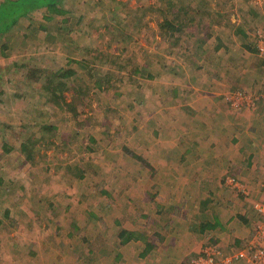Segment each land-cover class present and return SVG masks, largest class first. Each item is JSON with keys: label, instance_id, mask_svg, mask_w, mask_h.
<instances>
[{"label": "rangeland", "instance_id": "rangeland-1", "mask_svg": "<svg viewBox=\"0 0 264 264\" xmlns=\"http://www.w3.org/2000/svg\"><path fill=\"white\" fill-rule=\"evenodd\" d=\"M61 9L59 14L46 8L34 10L0 36V264H44L41 255L46 249L60 252L61 243L70 240L73 245L87 244L83 234L91 229L90 218L101 228L97 218L84 214V225L80 232L74 228L73 238L67 236L62 220L74 203L88 198L98 203L102 187L120 194L129 186L140 194L145 189L150 193V185L165 179L167 185L173 182L175 161L185 162L180 151L186 154L191 143L186 135V144L180 146V134L171 120L174 112L163 121L157 115L169 105L165 86L181 83L176 73L179 62L192 64L203 45L208 54L219 42L228 44L230 56L238 50L239 56L231 57L235 72L259 69L255 79L246 75L234 80L230 73L228 91L240 88L249 94L255 87L256 93L249 95L258 97L257 104L264 101V55L258 48L264 0L261 4L255 0H63ZM171 19L179 30L164 25ZM206 26H210L208 34ZM60 68L75 69L76 74L65 79L68 87L57 90V98L46 83L48 74ZM98 81L104 88L97 86ZM71 85L84 86L86 93L75 94ZM148 120L154 124H147ZM27 138L37 141L30 161L21 150ZM52 139L56 142L49 148ZM125 146L142 155L151 168L126 153ZM229 191L244 199L236 189ZM260 220L242 243L247 251L252 240L264 247V238L256 237L260 226L264 230V218ZM161 221L140 215L134 224L158 244V236L167 232L162 227L164 217ZM108 242L111 249L102 255L110 260L116 249L111 237ZM96 243L92 246L99 251L104 244L99 237ZM205 244L216 249L221 241L210 238Z\"/></svg>", "mask_w": 264, "mask_h": 264}, {"label": "crops", "instance_id": "crops-1", "mask_svg": "<svg viewBox=\"0 0 264 264\" xmlns=\"http://www.w3.org/2000/svg\"><path fill=\"white\" fill-rule=\"evenodd\" d=\"M219 45H214L210 54L203 45L199 48L201 54H194L192 64L186 62L182 66L179 62L176 73L181 83L169 89L165 86L169 105L167 110L158 113L157 120L164 119L168 112L172 116L171 111L174 112L171 120L180 134V146L186 144V135L191 143L186 154L180 151V158L185 162L175 161L173 182L167 185L169 181L165 179L150 185V193L154 191L151 199L145 188H140L145 190L139 194L134 192L135 188L126 186L117 194L102 187L98 203L84 197L83 200L88 199L72 204L66 219L62 220L69 238L76 235L71 232L78 229L80 232L86 213L97 218L101 228L90 218L91 229L84 228L86 234H83L84 240L89 242L73 245L70 240L61 243L59 254L46 249V254L41 255L44 264H185L188 257L194 255L193 260L205 251L208 246L205 243L210 238L221 241L220 248L216 247L219 252L215 264H225L226 257L244 250L245 238L254 229L255 222L264 218L254 208L257 201L264 199V101L250 108L247 105L232 107L227 95L231 90L230 73L234 80L246 75V78L255 79L261 71L235 72L231 57L237 58L238 50L230 56L228 44ZM185 67L190 69L187 71ZM254 89L252 92L256 93ZM252 92L248 91L249 94ZM151 123L154 124L147 121V124ZM163 154L171 153L164 151ZM232 179L235 184L229 183ZM229 189H236L243 201L230 194ZM86 207L94 210L88 211ZM140 215H148L152 221L161 223L164 217L162 227L167 232L158 236V244H153L151 234L134 224ZM113 228L115 230H110ZM98 237L99 243L104 244L99 251L94 248ZM110 237L116 253H111L114 256L109 260L102 254L105 249H111ZM233 261L232 264H252L248 257Z\"/></svg>", "mask_w": 264, "mask_h": 264}, {"label": "trees", "instance_id": "trees-1", "mask_svg": "<svg viewBox=\"0 0 264 264\" xmlns=\"http://www.w3.org/2000/svg\"><path fill=\"white\" fill-rule=\"evenodd\" d=\"M62 1L63 0H2L0 2V36L7 33L14 25H16L21 20L22 17L31 14V12H33L34 10L46 8L48 11L53 12L54 14L62 13L63 12V10L61 9ZM187 11H188V9L184 10V12H187ZM174 16H178V13L175 14ZM202 21H203V19L200 18L199 24L201 23V26L204 29V25H203L204 22H202ZM191 23H192V21H191ZM193 23H195V18L193 20ZM164 25L170 27L171 30L174 32L176 30L180 29V28H177V26L174 24L172 19L169 21H165ZM164 25H163V29H165ZM209 27L210 26H208L205 29L207 34L210 31ZM200 33H202V30ZM199 39L201 41H204V42L207 41L206 38H199ZM178 40H179V38H178ZM219 44H220V42H219ZM218 47H221V44ZM84 48H85V50L88 49L87 46H84ZM75 72H76L75 69H67L66 70V69L60 68L59 70H56L55 73L54 72L49 73L48 74L49 75L48 76L49 82L46 83L48 90H50L52 92V94L58 98V96H56V94H55L56 91L57 90L63 91L65 87H68L65 79L70 78L71 76L75 75L76 74ZM2 77H3L2 74H0V79ZM29 77L31 79H35V78H32L33 77L32 75H29ZM36 79H39V78L37 77ZM107 84H108V85H106L108 88L107 90H109V82ZM97 86L99 88H104V86L101 84L100 81L97 82ZM70 88L74 89L75 94L76 93H81V94L86 93V88H84V86H82V85H80V86L71 85ZM1 91H3V90H1ZM69 105H70L69 109L75 110V105H73V104H69ZM75 112H76V110H75ZM46 128L48 130L50 129V127H46ZM52 131H50V132H52ZM36 142L37 141H34L31 138H27L23 141L21 150L25 154L27 161H30L31 159H33V155H34L33 148L36 146ZM55 142H56V140L52 139L51 140L52 144H50L48 147L52 148V146ZM67 144H69L68 141H67ZM123 149L126 153H129L131 156H133L134 158H136L138 160H141L144 163L145 158H143L142 155H139L138 153L132 151L130 148H128L126 146ZM144 164L147 167L151 168V165L149 163L148 164L144 163ZM70 167H71V164H70ZM70 167L67 166L66 168L70 169ZM83 175L84 174H82V177H83ZM80 178H81V176H80ZM1 223H3L2 220H1L0 224Z\"/></svg>", "mask_w": 264, "mask_h": 264}, {"label": "built area", "instance_id": "built-area-1", "mask_svg": "<svg viewBox=\"0 0 264 264\" xmlns=\"http://www.w3.org/2000/svg\"><path fill=\"white\" fill-rule=\"evenodd\" d=\"M258 4H261L263 0H255ZM259 37V45L258 48L261 51V54L264 55V30H260L258 32ZM258 97L250 96L249 94L245 93V91L236 90L233 92H229L227 95V100L232 107H243L257 104ZM230 184H235V180L232 179L229 181ZM233 186V185H232ZM254 208L257 210L258 214L264 215V199L261 201H257L254 205ZM256 237L264 238V230L260 226L259 232L257 233ZM257 241L252 240L249 244V250L247 251V247L242 252H239L235 259H238L240 256H244L246 251L249 253L245 257H248L252 264H264V247L261 245H256ZM219 250L215 249L213 246H206L205 251H203L199 256L195 257L192 260V264H215L217 260ZM234 258L229 259L226 258L225 264L233 263Z\"/></svg>", "mask_w": 264, "mask_h": 264}, {"label": "clouds", "instance_id": "clouds-1", "mask_svg": "<svg viewBox=\"0 0 264 264\" xmlns=\"http://www.w3.org/2000/svg\"><path fill=\"white\" fill-rule=\"evenodd\" d=\"M236 90H240V89H236ZM236 90H234V91H236ZM242 91V90H241Z\"/></svg>", "mask_w": 264, "mask_h": 264}]
</instances>
